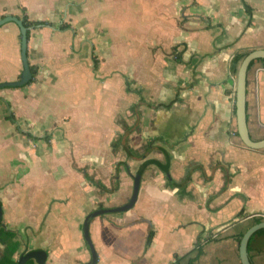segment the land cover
Listing matches in <instances>:
<instances>
[{"label": "crops", "instance_id": "crops-1", "mask_svg": "<svg viewBox=\"0 0 264 264\" xmlns=\"http://www.w3.org/2000/svg\"><path fill=\"white\" fill-rule=\"evenodd\" d=\"M7 15L46 24L29 28L33 79L0 89V264L16 262L23 236L74 202L87 214L121 194L78 170L113 173L126 155L112 149L120 134L143 140L140 153L153 141L147 159L164 161L165 150L170 172L148 166L133 208L92 220L97 264H172L198 247L195 264H241L238 238L264 220V149L238 135L232 61L264 49V0H0V19ZM119 22L136 28L124 69L114 64ZM22 70L20 30L7 23L0 83ZM246 106L251 138L264 139L262 59L249 66ZM126 175L120 184L133 193ZM187 177L183 190L173 186ZM248 251L264 264V231Z\"/></svg>", "mask_w": 264, "mask_h": 264}, {"label": "rangeland", "instance_id": "rangeland-1", "mask_svg": "<svg viewBox=\"0 0 264 264\" xmlns=\"http://www.w3.org/2000/svg\"><path fill=\"white\" fill-rule=\"evenodd\" d=\"M12 23L13 22H9ZM15 24V23H14ZM138 27V26H137ZM141 27V26H140ZM1 28V27H0ZM116 29L119 30L121 35H117L118 37V44L120 45V53H118V56L114 61L115 66H119L121 69H124L128 63V61L132 60L134 57L133 50H129V45L133 43V39L127 40L129 36H133V29L134 25L130 22H119L116 26ZM142 30H140L139 34H142ZM117 38V37H116ZM124 39V42L123 40ZM121 124H127L124 117L120 118L118 121ZM123 128V126L121 125ZM124 135L127 134V131L124 130ZM121 136V134H120ZM120 136H117L113 142L118 140ZM136 138H131L130 136H127L119 142L116 146V149L122 150L125 145H128L129 147L135 149V147L141 146L143 140H138L137 142ZM122 159H119V161L116 162V168L113 170V173H111L108 176H100V172H97L94 168L92 171L88 165L87 172L94 176V178L97 179H109L110 184L112 187H115L114 191H117L118 189H121L122 192L120 195H108V199L103 200L102 202H96V208L98 209L100 205L103 207H115L117 205H123L128 202L132 195V184L131 189H127L126 186L123 184L121 185V179L119 180L120 172L124 170V166L120 165V162H126L129 166V169L131 171L132 175H135L139 166L144 161L143 159H130L125 155L124 153L121 155ZM119 162V163H118ZM118 163V165H117ZM84 167V166H83ZM81 169V168H79ZM78 169V170H79ZM91 170V172H90ZM103 172V170H100ZM100 173V174H99ZM108 172L107 174H109ZM124 175V174H123ZM129 176V177H128ZM125 178V179H124ZM118 180L119 185L116 184V181ZM124 180H127L130 183H133V179L131 176L127 173L126 177L123 176L122 182ZM117 196V197H116ZM115 204V205H114ZM79 207V208H78ZM79 210H81L79 203L74 202L72 204V207L66 208L64 211L60 213V215L56 216L51 224H44L39 227V231L36 233H29L26 234V236H23V242L27 247H22L20 251L31 250L36 248H45L49 254V263L47 261V264H83L85 262H88L90 260L89 251L86 248V245L83 241L82 236V225L85 217L87 214H89L91 211L87 212V214H84V212L80 213ZM79 212V213H78ZM116 215H113V213H107L104 215H100V217H114ZM59 219H62V223ZM94 221V219H93ZM92 226L90 225V233L94 237V230H93V222ZM40 224V223H39ZM50 230V231H48ZM184 235L182 239H185ZM56 253L59 254L58 257L56 256ZM19 254V253H18ZM18 254H16V262L18 259ZM14 261L12 264H16ZM27 264H31V262H27Z\"/></svg>", "mask_w": 264, "mask_h": 264}, {"label": "water", "instance_id": "water-1", "mask_svg": "<svg viewBox=\"0 0 264 264\" xmlns=\"http://www.w3.org/2000/svg\"><path fill=\"white\" fill-rule=\"evenodd\" d=\"M13 22L15 23L20 30V51H21V60L23 64V70L19 80L11 82L0 83V89L6 87H20L28 84L33 79L34 69L29 64L28 59V30L22 19L15 15H7L0 19V27L3 25ZM264 59V49H255L247 53V55L240 61L237 70V81H236V122H237V132L242 141V143L254 150L264 149V139L254 140L251 138L249 133L248 124H247V106H246V97H247V74L250 64L254 60ZM139 179V178H137ZM138 198V192H133L129 201L115 208H98L92 210L85 217L82 225V236L83 241L86 245L87 250L89 251L90 260L83 264H97L98 253L92 241L90 233V225L94 218L99 217L100 215L109 214V213H121L126 212L134 207ZM3 209L0 202V225L2 223ZM264 230V220L252 225L246 230L243 234L240 244H239V256L241 264H252V261L249 256L248 246L251 237L259 232ZM35 260L37 264H46L48 259V252L43 248L25 250L20 258L18 259L17 264H27L29 260Z\"/></svg>", "mask_w": 264, "mask_h": 264}, {"label": "trees", "instance_id": "trees-1", "mask_svg": "<svg viewBox=\"0 0 264 264\" xmlns=\"http://www.w3.org/2000/svg\"><path fill=\"white\" fill-rule=\"evenodd\" d=\"M22 21L24 23V25L27 28H30L34 25H45V22H29L27 20V18L22 17ZM66 27V26H65ZM64 27V28H65ZM63 28V29H64ZM28 37H29V30H28ZM248 52L245 53H236L233 61H232V69L234 71V73L237 72V67L238 64L240 63V61L247 55ZM264 61V59H262ZM254 62V61H253ZM252 62V63H253ZM33 69V67H32ZM121 141H123V137L121 136L118 140H116L115 142L112 143V149L115 151L116 150V146L118 145V143ZM141 153L138 150H134L133 148L129 147L128 145H125V147L123 148L127 157L130 159H144V161L142 162V164L139 166L137 172L135 175L131 174V171L129 169V166L127 165L126 162H120V165L124 166V169L126 170V172L131 176V178L133 179V186H134V190L133 192H138L139 191V187L141 184V180L143 177V174L145 172V170L148 168V166L150 165H155L158 169L162 170L164 173H169L170 172V166H169V160L170 157L168 155V153L165 150H161L162 153L164 154L165 160L161 161L159 159L156 158H151V159H147V155L149 152H151L153 150V141H148L144 147H141ZM80 172L83 173L84 177L86 178V180L88 182H90L93 186L99 188V189H106V187L103 185L102 182L95 180L94 177H92L84 168L79 169ZM139 178V179H137ZM189 181V178L187 177L186 180L184 181V183H174L172 182L173 186H177L180 189H184L186 183ZM169 182H171V180H169ZM115 190V187H111L110 189H107V191H112ZM99 208H103L102 205L99 206ZM262 220H258V222H261ZM264 231V230H260L259 232ZM150 237L152 236V234L150 233L149 235ZM242 237V236H241ZM241 237L238 238V243L241 241ZM149 242V241H148ZM197 251V252H196ZM196 253V254H195ZM202 255V250L200 247L198 248H194L193 250H191L190 252H188L187 254H185L182 257L179 256H175V262H173L172 264H195V262L199 259V257ZM186 260V261H185Z\"/></svg>", "mask_w": 264, "mask_h": 264}, {"label": "flooded vegetation", "instance_id": "flooded-vegetation-1", "mask_svg": "<svg viewBox=\"0 0 264 264\" xmlns=\"http://www.w3.org/2000/svg\"><path fill=\"white\" fill-rule=\"evenodd\" d=\"M37 249V248H36ZM24 252V251H23ZM23 252H21L20 254H19V256H18V259L20 258V256L22 255V253ZM18 261V260H17ZM33 262L35 263V264H37L36 262H35V260H33Z\"/></svg>", "mask_w": 264, "mask_h": 264}, {"label": "built area", "instance_id": "built-area-1", "mask_svg": "<svg viewBox=\"0 0 264 264\" xmlns=\"http://www.w3.org/2000/svg\"><path fill=\"white\" fill-rule=\"evenodd\" d=\"M264 216V215H263Z\"/></svg>", "mask_w": 264, "mask_h": 264}]
</instances>
